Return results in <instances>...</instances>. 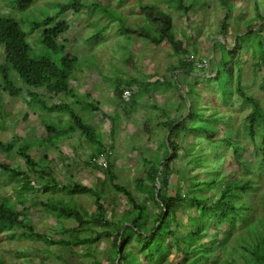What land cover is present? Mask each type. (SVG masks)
Instances as JSON below:
<instances>
[{"label": "trees", "instance_id": "16d2710c", "mask_svg": "<svg viewBox=\"0 0 264 264\" xmlns=\"http://www.w3.org/2000/svg\"><path fill=\"white\" fill-rule=\"evenodd\" d=\"M35 1L12 0L10 6L23 12ZM168 1L171 8L184 15H188L205 2L204 0ZM233 1L220 0L221 5L226 9L220 23V33L223 35L228 34ZM138 4L145 19L152 23L151 27L133 28L123 15L116 16L113 10L102 3H87L83 0L54 2L49 5L52 12L49 8H43L39 17L35 16L31 21L29 20L31 25L29 32L22 28L20 18L19 21L12 15H0V46L4 53V62L0 64V92L16 98L26 90L27 106L43 111L40 113L41 122L49 134L36 137L35 145L43 149L45 144L48 148L55 145L58 140L71 138L75 134L85 137L94 145L89 163L103 172V183L110 185L114 191L123 193L131 204L122 213L120 220H115L108 215L106 187L94 189L78 183L60 186L52 173L44 168L47 163L42 164L47 159L45 151L41 158L35 159L30 154L31 145L28 142H20L16 137L10 141L0 140V154H16L22 158L26 167L41 179L36 185H41L44 191L51 188L64 190L70 196L90 194L94 197L95 204V210L90 213L85 208H78L76 204L66 201H47L43 204L47 211L52 212L59 219H73L76 225L64 229L65 233H70V238L56 240L49 235L36 233L34 224L27 217L25 218L28 195L35 190L29 173L16 166L0 162V170L20 183L17 200L22 206L20 210L9 197L0 196V233L11 231L13 228L22 229V233L27 238L36 237L49 246L58 244L64 248L89 246L98 243L103 236H106L113 240L106 264H163L172 250L182 255L184 264H219L220 255L212 256L211 253L215 248H221L226 238L238 231L240 235L236 240H239L240 249L233 246L229 254L226 252L222 254L227 262L235 264V259L234 263L231 261L232 252L242 249L247 253L242 254L241 264H264V232L256 226H253V230L248 227V224L252 223L250 222L251 204L242 199L244 195L257 189V185L250 177L252 172L264 171V108L260 99L246 89L242 80L243 55L246 47H249L253 56H258L252 64L253 68H261L264 72V16L258 11L260 22L248 25L244 32H238L232 44L214 43V48L220 49V57L216 63L210 62L214 75L201 78L208 83L204 86L205 90L209 91L206 94L199 91L197 87L199 81L190 79L199 70L196 65L197 58L193 57L191 52V47L195 45V36L185 35L183 39L178 37L174 30L173 16L168 11L144 3L143 0H139ZM88 9L90 12L109 17L111 22L118 21L122 35L131 34L135 38H145L157 46L163 42L168 43L172 52L178 57L177 62L171 66L172 72H177L175 76L154 81L140 77H118L113 83L114 95L121 100L124 91L131 90L130 100L124 102L123 109H127L128 106L135 109L140 98L159 88L180 92L184 112L178 118H172L169 113H164L166 117L160 121V125L165 130L164 137L157 143L160 154L151 158L142 156L145 169L135 180L136 190L157 205L158 212L151 210L146 200H137L128 188L118 181L115 162L104 149L101 135L74 107L79 104L89 114L99 111L97 103L80 99L71 85L80 59L68 51L67 39L63 37L70 30L71 24L60 17L67 12L78 15ZM105 29L106 26H101L92 34V39L96 37L98 39L96 41H99ZM36 30L40 32L38 42L42 48L39 52H33L28 40L29 34ZM17 80L26 88L17 83ZM259 86L264 91V74ZM39 89H43L47 94H64L76 100L71 104L64 99L57 103L48 102L38 91ZM237 99L240 101V108L247 110L243 115V131L253 145L256 155L253 162L240 158L244 146L236 133L231 130L229 118L222 114L223 107L231 106ZM208 110L210 112H207ZM54 113L65 114L69 123L59 128V124L53 120ZM2 117H5L4 114ZM221 125L226 128L223 134ZM114 131L112 128V135ZM182 134L184 138L189 134L191 136L188 147L182 144ZM200 144L205 149L201 148L196 152ZM180 150H184L187 155H191L189 151L192 154H201V159L197 155L190 158L189 162L202 169L194 175L192 186L187 188V192L184 193L180 184H177L175 192L171 194L168 190L175 162L180 157ZM103 152H106L107 156L106 166L96 160ZM229 152L232 160L248 173V178L227 175L222 171L220 166L225 163V157ZM194 159L196 163L193 162ZM252 163H255L253 168L250 165ZM208 169L217 171V174L210 175L209 178H200L199 174ZM205 189H210L212 195H203L200 191ZM188 206L193 207L191 212H188ZM262 206L264 208V201ZM180 211L186 212L185 222H180L178 218ZM223 223H226V226L224 233L221 234L219 228L223 227ZM98 226L104 230L95 231V227ZM180 227H184V231H181ZM83 230L89 231L85 237L81 236ZM210 231L213 236L209 240H204ZM219 235H222V239H219ZM0 264H4L1 258Z\"/></svg>", "mask_w": 264, "mask_h": 264}, {"label": "rangeland", "instance_id": "374dc122", "mask_svg": "<svg viewBox=\"0 0 264 264\" xmlns=\"http://www.w3.org/2000/svg\"><path fill=\"white\" fill-rule=\"evenodd\" d=\"M58 1L62 0H36L29 9L21 12L10 6L12 0H0V15H12L18 20L20 18L22 28L29 32L31 27L29 20L31 21L35 16L39 17L43 8H49V11L52 12L50 4ZM83 1L102 3L113 10L116 16L121 17L123 15L126 22L133 28L152 26V23L147 21L141 12L140 4H138L139 0ZM204 1L203 5L197 7L196 10L184 15L171 8L168 0H143L144 3L162 7L173 16L174 30L178 37L183 39L185 35L195 36V45L191 47V52L193 57L197 58L196 65L199 70L190 79L199 81L200 84L198 83L197 86L199 91L207 94L209 91H206L204 86L208 83L201 78L214 75L210 62L216 63L220 57V49H215L214 43L232 44L238 32H244L248 25L258 24L260 20L257 12L259 11L264 16V0H234L227 35L220 33V23L226 12L220 0ZM60 19L70 22V30L63 38L67 39L68 51L77 55L80 59L71 85L75 88L78 96L81 97L80 99L97 103L99 111L89 114L79 104L74 105V107L87 121L95 126L101 135L104 149L109 152L115 162L118 181L125 185L137 200H146L148 207L158 212L157 205L153 204L143 193L136 190L135 180L145 169L142 156L151 158L160 154L157 143L164 137L165 132L160 125V121L165 119L166 112L172 118H178L184 112L180 92L174 89L164 90L159 88L140 98L135 109L129 106L127 109H123L125 101L114 95L113 83L118 77H140L148 81H154L155 79H167L175 76L177 72H172L171 66L177 62V55L172 52L170 45L166 42L157 46L148 42L145 38H135L131 34L122 35L119 31L118 21L111 22L109 17L90 12L89 9L83 10L78 15L67 12ZM101 26H106V29L101 33L102 38L96 41L98 39L96 37L92 39V34ZM39 34L38 30L29 34L28 40L33 52H39L42 48L38 42ZM257 58L258 56L252 55L249 47L245 48L242 80L246 89L260 99L264 108V91L259 86L264 72L261 68L254 69L252 65ZM3 62L4 53L0 46V64ZM179 77L182 78L180 75ZM17 83H19V80H17ZM38 91L42 93L43 98L48 102L57 103L64 99L71 104L76 100L64 94H47L43 89ZM26 99H28L26 90L16 98L11 97L8 93L0 92V140L10 141L16 137L20 139L18 140L20 142H28L31 145L30 154L35 159L41 158L43 151H45L47 159L42 164L47 163L44 168L52 173L60 186L78 183L94 189L106 187L105 198L108 215L115 220H120L122 213L131 204L123 193H118L110 185L103 183V172L89 163L93 153L94 145H92V142L79 134H75L71 138L58 140L55 145L48 148H46V144L43 149L38 147L35 145L36 137L46 136L49 133L41 122L40 113L43 111L39 108H29ZM222 110V114L229 118L231 122V130L236 133L244 146L240 158L253 162L256 158L253 145L243 131V115L247 110L240 108L239 99L231 106L223 107ZM207 112H210V110ZM2 114H4V118ZM47 116H51V114ZM52 117L59 124V128H63L66 126L65 124L69 123L65 114L54 113ZM221 127L223 128L221 132L223 134L226 128L222 125ZM112 128L115 130L114 135H112ZM181 139L182 144L188 147V143L191 141L190 134L185 138L182 134ZM201 148L205 149L200 144L195 151L198 152ZM189 154L191 155H187L184 150H180V157L175 162V169L168 190L171 194L175 192L177 184H180L184 193L187 192V188L192 186L191 181L194 175L202 169L189 162L190 158L192 159L193 156L198 154H192L190 151ZM211 155L213 154L211 153ZM198 158L201 159L202 155L199 154ZM225 159V163L220 166L224 173L248 178V173L244 172L243 167L232 160L230 152ZM0 162L16 166L29 173L31 184L35 187V190L28 195L25 204V218L27 217L34 224L36 233L49 235L56 240L70 238V233H65L64 229L76 225L73 219H59L52 212L47 211L43 205L47 201H66L76 204L78 208H85L90 213L95 210L94 197L90 194L70 196L64 190L51 188L44 191L41 185H36L41 179L29 170L23 159L16 154H0ZM193 162L196 163V159ZM250 165L253 168L255 163ZM215 174H217V171L208 169L202 171L199 176L200 178H209L210 175ZM250 177L257 185V189L242 197L245 202L251 204L250 222L252 223L248 224V227L253 230V226H256L261 232H264V208L262 206L264 201V171L257 172L254 170ZM19 185L18 180L0 170V196L9 197L15 203V206L21 210L22 206L18 204L17 200L18 191L20 190ZM200 192L205 196L212 195L210 189L201 190ZM214 196L212 198H215ZM187 209L188 212H191L193 207L188 206ZM178 218L180 222H185L186 212L180 211ZM225 224L223 223V227L219 228L221 234L224 233ZM103 230L101 226L95 227L97 232ZM180 230L184 231V227H180ZM88 232V230H83L81 236H87ZM11 233H13V236H11ZM238 235L240 233L235 231L229 238H226L221 248L217 247L211 253L212 256L220 255L219 264L231 263L227 262L222 254H225V252L229 254L233 246L239 248V240H236ZM211 236H213L212 231L204 237V240H209ZM221 236L219 235V239H222ZM112 241V238L103 236L96 244L64 248L58 244L49 246L36 237L27 238L22 233V229L13 228L11 231L0 233V258L4 261V264H37L40 262L44 264H106L112 250ZM246 253L242 249L232 252V263L235 259V264H241L243 261L242 254L246 255ZM163 264H184L183 257L172 250Z\"/></svg>", "mask_w": 264, "mask_h": 264}, {"label": "built area", "instance_id": "2783aa9c", "mask_svg": "<svg viewBox=\"0 0 264 264\" xmlns=\"http://www.w3.org/2000/svg\"><path fill=\"white\" fill-rule=\"evenodd\" d=\"M130 97H131V90H129V89L125 90L124 94L122 96L123 100L124 101H128V100H130ZM106 158H107L106 152H103L97 157L96 160H97V162L99 164H102V165L106 166V164H107V159Z\"/></svg>", "mask_w": 264, "mask_h": 264}, {"label": "water", "instance_id": "95a60500", "mask_svg": "<svg viewBox=\"0 0 264 264\" xmlns=\"http://www.w3.org/2000/svg\"><path fill=\"white\" fill-rule=\"evenodd\" d=\"M166 138L168 139V135L166 136Z\"/></svg>", "mask_w": 264, "mask_h": 264}]
</instances>
